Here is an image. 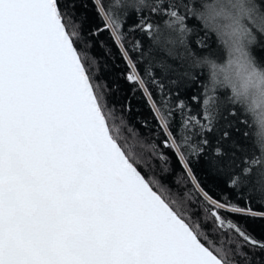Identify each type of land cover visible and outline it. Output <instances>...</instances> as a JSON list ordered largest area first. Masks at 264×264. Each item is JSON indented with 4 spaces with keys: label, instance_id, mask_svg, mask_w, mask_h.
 <instances>
[{
    "label": "snow or ice",
    "instance_id": "6c2138e0",
    "mask_svg": "<svg viewBox=\"0 0 264 264\" xmlns=\"http://www.w3.org/2000/svg\"><path fill=\"white\" fill-rule=\"evenodd\" d=\"M206 4L0 0V264H264L248 227L264 221V147L238 102L202 87L197 61L223 55ZM237 8L264 65V0ZM102 32L151 117L97 79Z\"/></svg>",
    "mask_w": 264,
    "mask_h": 264
},
{
    "label": "clouds",
    "instance_id": "9594fccd",
    "mask_svg": "<svg viewBox=\"0 0 264 264\" xmlns=\"http://www.w3.org/2000/svg\"><path fill=\"white\" fill-rule=\"evenodd\" d=\"M250 6L252 0H207L221 14L209 25L215 33L222 57L206 56L197 61V68L208 76L209 89L226 91L247 114L252 135L264 147V65L256 62L246 35L247 21L237 20V4Z\"/></svg>",
    "mask_w": 264,
    "mask_h": 264
},
{
    "label": "trees",
    "instance_id": "16d2710c",
    "mask_svg": "<svg viewBox=\"0 0 264 264\" xmlns=\"http://www.w3.org/2000/svg\"><path fill=\"white\" fill-rule=\"evenodd\" d=\"M202 26V25H201ZM212 39L216 42L217 47L222 51L220 42L218 38L216 37L215 33H210ZM259 37V34H258ZM100 40L103 41L105 45H107V48H102L100 46L93 47L91 49L90 55L92 57H98L99 60L97 62V79L100 80L101 77H103V80H101V83L107 82L108 87H111L113 82H118L122 89L124 90L122 95L117 96L118 103H123L125 96H132L131 103L133 107L140 112V116L142 117H151L152 113L149 111L147 103L144 99V97L141 95L139 91H136L134 94L128 93L126 90L130 89L132 86L126 83L123 78L121 77V73H126L127 68L124 65V61L120 58V53L117 51V46L113 43L112 39L109 38L108 32H102L100 35ZM194 39V37H193ZM261 39H264V34H261ZM195 48L196 46L193 45ZM106 52H110L111 58L109 55H106ZM199 74L201 76L205 77V80L202 83V87L207 84L208 76L207 73L200 69ZM225 92L226 91H220ZM109 99L111 100L112 97L110 96ZM117 112H119V108L116 109ZM140 116L137 117V120L139 121ZM149 124L152 128L155 129V134L152 136L154 139V142H159L163 137L160 133V129L157 126V122L155 119H150ZM137 127H139V124H137ZM250 136L252 138V141L254 142L253 135H252V128L250 129ZM167 151V150H165ZM168 155L171 157V159L168 162V165L171 170H174L176 174L181 173V165L178 162L177 158L172 155L171 152H168ZM197 171V175L201 180L205 183L206 189L210 190L211 195H218V189H216L211 183L207 181V178L203 175L202 170L199 168L195 169ZM172 178L169 177V180ZM175 191V189H173ZM248 227L250 230H253L255 233H260L262 230H264V221L256 220V221H248Z\"/></svg>",
    "mask_w": 264,
    "mask_h": 264
},
{
    "label": "rangeland",
    "instance_id": "374dc122",
    "mask_svg": "<svg viewBox=\"0 0 264 264\" xmlns=\"http://www.w3.org/2000/svg\"><path fill=\"white\" fill-rule=\"evenodd\" d=\"M259 34V38H261V33H259L258 31H257V35Z\"/></svg>",
    "mask_w": 264,
    "mask_h": 264
}]
</instances>
